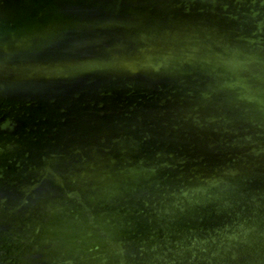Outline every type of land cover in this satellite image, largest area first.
I'll list each match as a JSON object with an SVG mask.
<instances>
[{
  "label": "water",
  "instance_id": "95a60500",
  "mask_svg": "<svg viewBox=\"0 0 264 264\" xmlns=\"http://www.w3.org/2000/svg\"><path fill=\"white\" fill-rule=\"evenodd\" d=\"M0 264H264V0H0Z\"/></svg>",
  "mask_w": 264,
  "mask_h": 264
}]
</instances>
